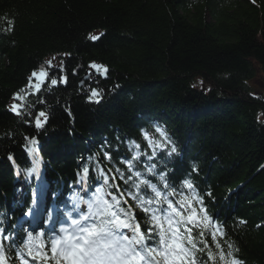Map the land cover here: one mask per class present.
<instances>
[{"label":"trees","instance_id":"16d2710c","mask_svg":"<svg viewBox=\"0 0 264 264\" xmlns=\"http://www.w3.org/2000/svg\"><path fill=\"white\" fill-rule=\"evenodd\" d=\"M92 64L106 68L105 77L96 70L80 85ZM41 65L48 76L36 90L28 77ZM257 71L264 78V0H0V242L9 264H20L9 249L28 231L51 257L48 234L56 224H44L43 214L48 218L54 204L63 218L74 196L86 206L97 196L106 199L111 189L101 170L109 183L115 175L122 184L116 169L129 173L121 157L139 151L136 170L162 187L146 166L165 171V165L161 157L147 159L153 150L141 132L160 140L157 127L179 152L167 168L188 173L197 193H211L208 208L226 232L217 238L225 261L264 264V93L250 84ZM93 89L99 103L87 99ZM14 93L20 99L13 101ZM14 102L27 110L22 117L8 111ZM41 111L46 122L36 129ZM32 137L38 139L35 153ZM34 156L40 166L30 172ZM85 167L90 174L78 182ZM127 199L123 207L135 205ZM33 200L46 201L42 210ZM135 211L142 223V211ZM71 213L82 215L75 207ZM41 230L45 235L36 239ZM6 235L13 239L4 240ZM204 239L215 255L213 262L208 250L200 254L206 264H222L211 232Z\"/></svg>","mask_w":264,"mask_h":264},{"label":"snow or ice","instance_id":"6c2138e0","mask_svg":"<svg viewBox=\"0 0 264 264\" xmlns=\"http://www.w3.org/2000/svg\"><path fill=\"white\" fill-rule=\"evenodd\" d=\"M8 24L12 25V22L8 21ZM90 39L95 41L98 37L92 35ZM54 59L55 57H53ZM45 63L50 68L54 67L51 60ZM92 67L102 75L107 72V69L102 65L92 64ZM61 70H63L62 66ZM47 76L48 72L41 65L39 71L31 72L28 77L29 85L39 90ZM33 78L36 80L34 85L32 84ZM51 84L57 85V79L52 78ZM20 91L23 92L24 89ZM12 99L13 101L20 99L19 93H14ZM87 99L89 102L99 103V93L93 89ZM22 108V105L18 106L14 102L8 111L22 117L27 111ZM28 114L30 115V113ZM43 116L45 113L41 111L35 120L36 129L44 127L46 121H41L39 118ZM156 131L160 133L162 139L153 141L149 139L148 133L141 129L144 139L148 140V147L153 150L147 159L151 161L161 157V163L165 165V171H158L155 163L146 166L148 174L158 176L162 187H158L157 183L144 178L142 172L136 170L133 161H138L141 153L135 151L132 153L131 159L121 157V162L126 165L129 173L127 176L120 168L116 169L122 184L116 182L115 175L111 177L112 183H109V176L101 170L103 184L111 189L105 193L110 199L97 196L94 202L88 203L89 211L86 214L80 215L79 219H71L69 227L61 226L59 228V232L63 235L48 234L51 257L44 250L46 245L32 243V231L26 233V238L22 237L20 241L14 242L9 252L15 253V258L20 260V264H35L37 260L41 264H48L49 259L55 261V264H206L200 255L205 250H208L207 259L215 261V255L210 250L207 240L204 239L211 232V239L215 248L219 250L218 255L222 264H243V261L236 258L225 261V253L217 238L226 236V232L224 225L215 221L208 208L206 200L211 193H197L194 180L187 178L188 173L181 176L167 168L169 160L173 156L179 155V152L165 132L159 127L156 128ZM30 143L33 146L31 151L35 153L37 137H32ZM130 143L136 149L140 148L136 141L133 140ZM104 155L106 159H112L110 153L105 152ZM8 159L11 162L15 157L9 155ZM39 166V159L34 156L33 167L29 171L36 172ZM83 172L85 176L78 178V182L79 179H87L90 174L87 167L83 169ZM191 172H197L195 166L192 167ZM166 173L174 179L170 181ZM177 184L180 189H186L191 195L185 194L182 190L178 191ZM145 189L152 195H146ZM100 190V187H96L94 191L99 193ZM126 197L135 201V205L123 207L122 203L128 204ZM33 205L38 211L42 210V205L38 204L36 200H33ZM163 205L166 207H162ZM135 209L142 211V223L138 220L140 212ZM49 216L51 217V213ZM32 219L39 224L40 216L38 214L34 213ZM91 220L95 222L81 224V221ZM43 223L47 224L48 220L45 219ZM240 223H245V221L241 220ZM120 229H128L129 234L120 233ZM196 230L199 231V237L193 235ZM2 232L3 230H0V234ZM44 235L41 230L36 233L35 238L39 239ZM3 239L11 241L13 237L6 235L3 236ZM146 241H152V243L148 244ZM200 244H203V247H199ZM228 247L231 249L232 245H228ZM34 248L38 250L34 252ZM227 255L232 257V252L229 251ZM9 261L10 256L6 253L3 243L0 242V264H9Z\"/></svg>","mask_w":264,"mask_h":264},{"label":"rangeland","instance_id":"374dc122","mask_svg":"<svg viewBox=\"0 0 264 264\" xmlns=\"http://www.w3.org/2000/svg\"><path fill=\"white\" fill-rule=\"evenodd\" d=\"M94 69V68H93ZM95 70V69H94ZM95 74H97V72H94L92 75H95ZM91 77V76H90ZM89 77V78H90ZM88 78V79H89ZM85 82V81H84ZM83 82V83H84ZM82 83V84H83ZM82 84H80V85H82ZM250 84L252 85V87L254 88V90L256 91V92H258V93H264V78H263V76H262V74L259 72V71H257L256 72V74H255V76L250 80ZM20 185V189H22V186L23 185H21V184H19ZM106 198L107 199H110V197H108L107 195H106ZM73 201H74V204H75V206L79 209V210H81V212H83L84 214H86L88 211H89V209L84 205V204H82V202L77 198V199H73ZM92 202H94V200L92 201ZM70 225L68 224L67 226L65 225L64 227H69ZM62 234V233H61ZM127 234H129L128 232L126 233V235Z\"/></svg>","mask_w":264,"mask_h":264},{"label":"water","instance_id":"95a60500","mask_svg":"<svg viewBox=\"0 0 264 264\" xmlns=\"http://www.w3.org/2000/svg\"><path fill=\"white\" fill-rule=\"evenodd\" d=\"M96 70L93 68L90 71L85 72L80 78H79V83L82 84L85 80H87ZM105 77V73L102 75Z\"/></svg>","mask_w":264,"mask_h":264},{"label":"bare ground","instance_id":"6f19581e","mask_svg":"<svg viewBox=\"0 0 264 264\" xmlns=\"http://www.w3.org/2000/svg\"><path fill=\"white\" fill-rule=\"evenodd\" d=\"M82 196L84 197L85 196V194L84 193H82ZM75 197H80V196H75ZM92 202V201H91Z\"/></svg>","mask_w":264,"mask_h":264}]
</instances>
